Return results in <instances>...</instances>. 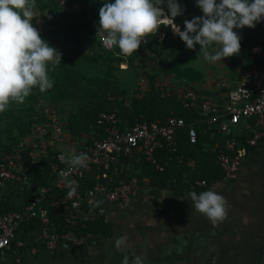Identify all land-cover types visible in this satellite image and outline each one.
Returning a JSON list of instances; mask_svg holds the SVG:
<instances>
[{
    "label": "trees",
    "instance_id": "trees-1",
    "mask_svg": "<svg viewBox=\"0 0 264 264\" xmlns=\"http://www.w3.org/2000/svg\"><path fill=\"white\" fill-rule=\"evenodd\" d=\"M69 1H78L83 7V12L79 14H69L63 11L60 7V0H36L35 9L43 13H51L53 19H67L69 15L74 16L75 21L66 22L62 30L64 32L73 33L75 39L80 41L81 36L77 33L84 27H87L91 32V37L97 50L94 54L83 55L78 51L80 44H78V46H71L69 45L71 44L69 38L64 37L61 41L64 51L61 57V63L55 66L54 69L52 67V74L49 76L54 82L53 87L43 93H41L38 88H33L37 90V92H31L29 97L32 100L31 104L27 108H21V114L18 116V119L13 120L10 125L16 127L15 131H17V133L13 132L11 136L9 133L0 134L1 152H9L18 142L32 136L33 126L47 119L44 113V109L47 105L57 108L58 116L64 125L65 135L69 136L68 143L72 146L71 144L75 142L76 148L86 147L91 144L94 139L101 138L99 132H102V130H100L97 125V118L101 112L116 113L120 120L121 128L127 125H135L137 122L143 121L153 122L158 119L165 121L172 112H174L176 116L185 117L187 121L197 116L196 107L192 106L190 109L184 107L181 91L185 92L188 88L195 89L196 85L204 79L202 71L191 66L181 68L175 62L165 57H160L158 59L153 58V67L149 69L147 66L150 62L147 60L150 61V59L144 54L143 42L137 52H134L131 56L122 55L118 47L117 53L107 50L102 46L100 38H97L96 28L88 18V14L99 18L100 7L106 2L114 3V0ZM191 1L192 0H177L178 3L183 4ZM183 8V15L177 16L174 22L184 29L182 19L188 15L187 11L189 10L184 5ZM165 11L167 13L166 8ZM256 25L264 28V19ZM170 30L171 29L168 28V34L171 32ZM45 32L47 35H50L47 28ZM254 35L255 33H250L243 36L244 43H252ZM173 39L182 41L180 37H173L172 40ZM262 44L264 45V42H262ZM79 56L90 62L107 64L109 69L112 66L119 67L122 63L139 67L141 68V74L143 70L149 78V87L145 90L135 88L132 92L126 88H114L113 81L110 79L111 72L109 70L104 75V78L95 76V78L87 79L90 85L88 87L83 83V80L86 79V75L78 67ZM247 63L245 69L255 65L264 66V59L250 55L247 58ZM146 69L150 70V72ZM91 86H94V88ZM177 89L180 91L177 92ZM202 92L204 93V91ZM130 93H132V95L130 99H128L127 97ZM43 100L48 104L45 103L43 105ZM64 102H70L72 104V107L66 114V121L62 119L59 109L60 105ZM23 113H25L26 118L22 116ZM251 122L254 123V120H251ZM240 128L242 134L238 138V146L245 144L246 139L253 135V131L250 130L248 133L245 131L246 128L252 129L248 122H242ZM198 130L199 139L196 143L190 142L187 130L184 128L177 132L175 138L176 145L166 144L164 147L157 149L156 157L165 167L164 171L158 170L155 165L145 159L144 155L138 153H132L130 155L122 154L120 156V161L112 164L110 169L107 170L99 169L93 164L90 169L88 166L91 165V163H89L87 168H82L78 175V180L80 182L79 190L86 198H88L89 191L94 190L96 197L93 203H89L88 200H86L82 204V209L89 211L92 207L94 211H99L107 200L106 193L112 191L122 179L128 180L137 178L141 181L144 177H147L153 186L171 188L177 193L185 189L194 190L199 187L195 184V180L204 178V171L197 166V155L199 153L217 154L218 147L213 140L209 139L210 133L205 134V126L202 125ZM0 131L2 132V130ZM213 131L216 130L214 128L210 129L211 133ZM211 143H213L212 146L209 145ZM221 145L223 144L221 143ZM174 147H176V150H174ZM248 147L250 148V146ZM58 148L57 150H53L52 148L47 149V153L44 154L39 161L32 164L28 172L31 183L26 185L24 190L27 204L30 203L36 194L40 193L42 187L50 188V192L44 201L46 206H48L52 199L65 193V191L55 186L58 171L65 167V163L58 159V153L64 151V149ZM190 160L194 162L193 165L189 164ZM104 174H106V176ZM214 178L215 176H213V179ZM103 186L107 187V191L101 190ZM20 194H22V192L12 189L11 184L0 201V210L2 212L20 210L18 206L11 205V201ZM100 200L103 201V204L94 207L95 202ZM65 213L66 212L63 211L59 215H56L55 210L52 209L50 211L51 221L57 228V231L70 229L77 231L80 235H85L87 232L100 230L104 224L103 217L99 215L93 219H81L79 223L73 227L66 222ZM42 227L43 224L40 217H35L22 223L18 230V235L26 237L33 232H39ZM50 227L52 228V225H50Z\"/></svg>",
    "mask_w": 264,
    "mask_h": 264
},
{
    "label": "built area",
    "instance_id": "built-area-1",
    "mask_svg": "<svg viewBox=\"0 0 264 264\" xmlns=\"http://www.w3.org/2000/svg\"><path fill=\"white\" fill-rule=\"evenodd\" d=\"M60 7L69 14L83 12V7L78 1L60 0ZM88 18L94 26H99V19L88 14ZM47 16L38 9H34L32 26L35 27L40 36L47 28ZM101 40V39H100ZM103 47L104 44L101 40ZM106 48V47H105ZM107 50H110L106 48ZM110 51L118 52L117 47ZM253 56L264 59V45L256 44L251 48ZM122 65H125L122 63ZM217 88H227L223 97H212L202 93L200 89L188 88L181 91L184 107L197 108V116L187 121L185 117L176 116L174 112L165 121L160 119L148 122H137L135 125L120 127V120L114 112H101L97 118V125L102 132L101 138H96L86 147L75 148V153H87L89 156L88 167L92 164L99 169H110L111 165L120 161V156L138 153L145 156V159L155 167L164 171L165 167L158 161L156 151L164 145H176V135L181 129L187 130L191 143L199 139V128L205 126V134H225L227 140L224 145L216 143L218 147V162L225 172V177L230 180L237 179L241 170L244 158L247 156L248 146H257L264 140V66L255 65L245 69L237 84L229 86L227 78H221L216 84ZM180 90L177 89V92ZM47 119L36 124L32 129V136L21 140L12 147L9 152L0 151V189L8 183L13 184L15 190L24 193L25 186L30 184V171L32 164L39 161L47 149L57 150L68 143L69 136L65 135L64 125L57 113L55 106H46L44 109ZM255 119L259 130L254 129L253 135L246 139L245 144L239 145V136L242 134L240 125L243 121ZM245 123V122H244ZM214 128L216 131L210 132ZM237 130L235 134L234 131ZM70 142V141H69ZM176 150V147H174ZM66 156L63 151L58 153V159ZM65 163V162H64ZM82 168L65 167L58 171L55 186L65 191L63 195L52 199L46 206L44 201L50 192V188L42 187L40 193L36 194L25 210H11L2 212L0 210V255L5 254L14 240L18 239V230L24 221L40 217L43 227L40 232L46 237V247L54 253L60 245H80L82 238H79L75 231L64 229L57 231L51 229L50 211L53 209L56 215L65 211L66 222L75 226L81 219H86L82 204L88 200L95 201L94 190H90L88 198L84 197L79 190L80 182L78 175ZM106 176V174H104ZM75 181L77 188L76 195L69 198L68 187L64 178ZM144 184V183H143ZM199 186H207L205 179L195 180ZM141 185V184H140ZM139 188L134 179H122L112 191L106 193L107 200L118 201L127 199L131 193ZM107 191V187H101ZM39 232V233H40Z\"/></svg>",
    "mask_w": 264,
    "mask_h": 264
},
{
    "label": "crops",
    "instance_id": "crops-1",
    "mask_svg": "<svg viewBox=\"0 0 264 264\" xmlns=\"http://www.w3.org/2000/svg\"><path fill=\"white\" fill-rule=\"evenodd\" d=\"M69 151L75 152V147L63 153ZM132 179L139 188L127 199L106 200L99 211L84 210L89 219L101 215L104 224L98 231L81 235L80 245H60L51 253L39 230L26 237L18 235L0 255V264H122L125 255L130 264L135 256L144 258V264H264V140L248 147L234 180L217 175L209 181L202 178L207 186L177 193L153 186L147 177ZM10 186L0 189V201ZM208 190L227 201V218L216 225L195 210L188 196L191 191ZM11 205L25 210V193ZM51 229L57 228L53 224ZM120 236H127L128 241L117 251L115 240Z\"/></svg>",
    "mask_w": 264,
    "mask_h": 264
},
{
    "label": "clouds",
    "instance_id": "clouds-1",
    "mask_svg": "<svg viewBox=\"0 0 264 264\" xmlns=\"http://www.w3.org/2000/svg\"><path fill=\"white\" fill-rule=\"evenodd\" d=\"M203 13L184 21V30L174 23L184 8L177 0H114L99 9V37L108 49L118 47L120 53L131 56L146 38L155 35L160 26H171L175 35L194 50L200 46L204 60L214 63L237 55L241 36L234 29L255 28L264 19V0H196ZM36 0H0V113L12 103L23 104L33 88L41 93L53 87L48 65L53 69L61 63V53L43 40L32 26ZM167 9V14L165 12ZM218 46V47H213ZM87 153L69 151L61 156L70 168H87ZM69 198L76 195L75 181L64 178ZM195 210L205 215L213 225L227 218L226 198L212 191L188 193ZM103 204L96 201L94 207ZM102 210V209H101ZM127 236L115 240L117 251L127 246ZM122 264H130L125 255ZM131 264H144L135 256Z\"/></svg>",
    "mask_w": 264,
    "mask_h": 264
},
{
    "label": "rangeland",
    "instance_id": "rangeland-1",
    "mask_svg": "<svg viewBox=\"0 0 264 264\" xmlns=\"http://www.w3.org/2000/svg\"><path fill=\"white\" fill-rule=\"evenodd\" d=\"M182 6L184 5L189 11H187L188 15H186L182 21L184 23L185 20H191L194 17L202 16L203 13L199 7L196 5V0H192L191 2L186 3H179ZM166 12V11H165ZM47 16V31H49L50 35H47L45 32L41 35V38L49 43V46L54 47L58 52L61 53V57L64 53L62 49V43L61 41L64 39V37H68L71 44V46H78L80 44L79 52L83 55L86 54H94L96 52V47L94 46L93 39L91 37V32L87 27H84L82 30L78 31L77 34H80L81 40L78 41L75 39L73 33L71 32H64L62 28L65 26L66 22H73L75 21V17L69 15L67 19L61 18V19H53L52 14L47 12L45 13ZM167 14V13H166ZM98 18V17H96ZM99 19V18H98ZM183 31L184 29L178 25ZM96 28V34L98 26H95ZM168 28L171 29V26H164L161 25L158 32L155 35L149 36L146 38L147 43H144V54L145 56H148L150 61V64H148L147 68L151 69L153 67V58L158 59L160 57L169 58L172 62H175L179 67L185 68V67H194L197 70H200L204 74V79L196 85V89H200L201 91H204L203 94L212 96V97H223V94L226 92L227 88H217L216 84L221 80V78H227L229 82V86H235L237 84V81L239 80L242 72L247 67V58L252 55L251 48L253 45L256 44H262L264 42V28H261L260 26L256 25L255 28H248L245 27L243 29H234V31L237 32L238 35L241 36V48L240 52L237 55L231 56V57H225L223 60L209 63L204 60L203 53L200 52V46L196 45L194 50H190L186 47L185 43L180 40H172L173 37H179L178 35H175L170 30V34L167 33ZM63 32H62V31ZM255 33L254 39L252 40V43H244L243 36ZM59 36V37H58ZM57 37V38H56ZM263 45V44H262ZM218 47V46H213ZM77 53V52H76ZM79 68L82 70V72L86 75V79L83 80V83H85L86 86H90L87 79L89 78H95V76H99L101 78H104V75L109 70L111 72L110 79L113 81L114 88H126L130 92H132L133 89L139 88L142 90H145L149 87V78L143 72L141 74V68L135 67V66H129V65H119L112 66L110 69L108 68L107 64H103L100 62H90L85 60L84 58L79 56ZM53 65L49 64V76L52 74L51 69ZM143 69V68H142ZM150 72V70L146 69ZM94 88V86H91ZM31 92H37V90H32ZM209 92V93H208ZM31 94V93H30ZM132 93L129 94L127 97L130 99ZM28 97L25 98V101L23 104H16L12 103L9 105L8 109L0 113V134L3 133H9L11 134L17 133L15 131L16 127L10 126L13 122V120H17L18 116L21 114L20 109L23 107H28L32 100ZM44 101V100H43ZM44 105L47 103L46 101L43 102ZM48 104V103H47ZM59 106V105H58ZM72 107V104L70 102H64L62 105H60V113L62 116V119L66 121V114L68 113V110ZM24 118H26L25 113L22 114ZM251 122L250 119H247L244 122H248L252 129L246 128L245 131L248 133L250 130L253 131L254 129L259 130V127L257 124ZM10 129V131H9ZM234 133H237V130L235 129ZM209 139L213 140L216 143H222L225 144L227 137L225 134L216 133L215 135L210 134ZM67 145V147H66ZM65 146L59 147L64 149H68L70 144H66ZM73 145L76 148V143L74 142ZM213 145V143L209 144ZM210 146V147H211ZM58 148V149H59ZM197 166L204 171V178L208 181L210 179H213V176H224L225 172L221 165L218 162V154H207V153H199L197 155ZM191 163V160L189 161ZM6 190V189H5ZM76 226V225H75ZM73 226V227H75ZM75 231V230H73ZM77 236L81 238V235L75 231Z\"/></svg>",
    "mask_w": 264,
    "mask_h": 264
},
{
    "label": "bare ground",
    "instance_id": "bare-ground-1",
    "mask_svg": "<svg viewBox=\"0 0 264 264\" xmlns=\"http://www.w3.org/2000/svg\"><path fill=\"white\" fill-rule=\"evenodd\" d=\"M175 23V22H174ZM176 24V23H175Z\"/></svg>",
    "mask_w": 264,
    "mask_h": 264
}]
</instances>
